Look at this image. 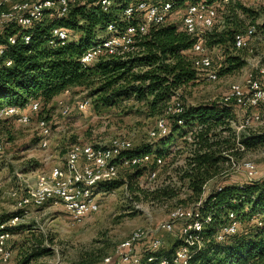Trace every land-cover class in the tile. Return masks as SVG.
Returning a JSON list of instances; mask_svg holds the SVG:
<instances>
[{
    "label": "trees",
    "instance_id": "1",
    "mask_svg": "<svg viewBox=\"0 0 264 264\" xmlns=\"http://www.w3.org/2000/svg\"><path fill=\"white\" fill-rule=\"evenodd\" d=\"M130 1L112 0L109 9L104 11L97 0H91L87 4L71 7L66 16L58 19L45 17L27 29L14 24L3 29L0 33V45L3 46L0 55V110L9 107L22 109L38 100L41 104L38 118H41L40 115L48 112L47 107L56 97L76 87L88 92L90 107L94 111L115 108L126 100L140 102L150 117L165 120L169 132L155 140L156 145L147 143L135 147L125 156L150 155L169 159L176 157L178 152L180 156V150H183V164L176 167L175 172L181 181H187V190L191 193L189 198L194 204L202 199L204 185L219 174L226 161L222 152L235 148L236 139L231 129V124L236 121L233 105L212 101L197 106H181V113L176 115L166 113L180 88L194 82L202 74L192 65L190 51L193 39L174 24L151 26L137 43V50L124 58L101 57L89 65L80 63L82 53L104 35L108 25L122 30L135 23L134 18L127 20L122 16ZM171 1L173 9L204 2L224 4L232 11H249L243 7L241 0L234 4V0L224 3L223 0ZM261 7L264 15V6ZM218 21L219 16L205 35L207 48L226 41L225 32H218L216 28ZM248 25L227 35L233 50L234 35ZM55 27L71 30L76 36L75 40L63 46L54 45L51 43V30ZM24 35L29 36V41L25 42ZM12 36L15 38L13 44L8 42ZM7 60L10 65L5 64ZM227 61L226 73L243 65L236 58ZM8 121L3 123L1 129ZM238 143L245 152L264 148V132L241 135ZM182 145L185 148L181 149ZM141 175L142 170L135 169L134 178ZM121 185L123 183L118 180L104 188L116 189ZM140 192L143 199L149 202L172 200L178 194L168 186ZM201 211L211 217L204 230V235L210 241L192 255L189 264H264V179L254 183H224L216 187L202 201ZM229 214H233L241 225L246 222L247 227L224 242L215 243L212 237L226 225ZM14 218L22 219L23 213L16 211L0 216V235L13 236L23 231L22 225H10ZM254 220L261 226L252 224ZM178 244L175 241L165 256L170 257ZM46 253L48 251L37 250L26 256L22 263L29 264L33 258ZM160 256L156 254V257Z\"/></svg>",
    "mask_w": 264,
    "mask_h": 264
},
{
    "label": "rangeland",
    "instance_id": "2",
    "mask_svg": "<svg viewBox=\"0 0 264 264\" xmlns=\"http://www.w3.org/2000/svg\"><path fill=\"white\" fill-rule=\"evenodd\" d=\"M235 2L237 0L232 1L233 4ZM242 5L249 11H232L224 4L217 5L219 21L216 28L218 32H225L223 35L226 40L221 45L208 48L212 69L217 78L213 81L207 80L201 74L194 82L182 86L174 98L180 105L186 107L212 101L221 102L232 84L245 88L250 74L259 77L257 68L264 64V15L260 11L262 7H254L244 2ZM180 16V9L173 11L166 24H174L181 29ZM248 24L257 26L255 35L248 40L245 49L233 50L227 41V35L230 31L239 30ZM229 58L240 60L242 67L226 73L224 69L228 66ZM87 93L81 87L70 89L68 100L73 111L69 117L59 115L54 101L47 107L48 112L40 115L41 118L45 116L49 119L52 130L46 150L39 146L41 137L36 127L35 115L31 116L28 126L18 124L16 119H10L1 129L0 141L4 148L0 156V216L15 213L17 201L12 194L18 191L22 195L19 190L24 188V181L35 173L56 165L73 144L94 141L105 144L111 139L123 138L131 143L132 148L147 143L156 145L155 140L149 139L148 133L156 127L157 118L150 117L140 102L126 100L112 109L94 111L90 107L86 112L79 113L74 109L76 102L88 99ZM233 110L236 117L231 128L233 137L244 117L258 115L264 119L262 108L239 109L233 106ZM259 132H264V125L254 124L243 135ZM236 149L224 151L236 158V164L251 161L258 168H264V148L250 152ZM178 153L176 157L163 159L164 167L160 169L157 184L160 189L166 186L174 188L178 193L175 199L157 202L143 199L140 191H145L148 187L149 168H139L142 175L136 179L135 169H132L122 176L123 185L106 190L99 203V211L79 224H72L59 206L45 205L39 209H31L27 217L17 222L24 227L23 231L14 234L6 244L11 254L10 259L7 262L0 260V264H23L24 258L37 250L48 253L33 258L29 264H104V259L113 255L132 231L159 228L176 206L192 205L187 181H181L175 172V168L183 164L184 151L180 150V156ZM235 168L229 169L224 162L219 174L209 181L206 192L224 183L244 181L243 174ZM245 224L241 229H246ZM177 231L176 227L173 234L154 233L155 238L162 242L163 251L172 248L178 236Z\"/></svg>",
    "mask_w": 264,
    "mask_h": 264
},
{
    "label": "built area",
    "instance_id": "3",
    "mask_svg": "<svg viewBox=\"0 0 264 264\" xmlns=\"http://www.w3.org/2000/svg\"><path fill=\"white\" fill-rule=\"evenodd\" d=\"M91 0H0V33L8 25L14 24L22 28H30L36 22L47 18H61L67 15L70 8L75 5H84ZM227 0H223L226 2ZM254 7L264 6V0H241ZM102 10L106 11L111 6L112 0H97ZM198 2L185 4L173 9L171 0H132L126 5L122 16L129 20L135 19L134 24L127 25L118 30L114 25H108L103 36L92 46L87 48L80 56V63L89 65L101 57L124 58L137 50V43L145 36L151 26L166 23L167 18L175 10H181V29L193 39L191 54L192 65L201 71L207 80L217 78L212 69V58L205 45V35L217 22V5ZM256 33L255 25H248L242 32L236 33L233 38L234 50H243L248 46V40ZM51 43L65 45L70 40H75L74 32L64 27H55L51 30ZM25 42L29 36L24 35ZM8 42L15 43V38L9 37ZM3 46L0 45V55ZM10 65V61L5 62ZM259 77L252 74L248 76L247 85L244 87L232 84L228 94L223 98L225 104H232L239 109H264V64L257 68ZM70 90H65L54 99L55 107L62 117L71 115L72 106L68 100ZM175 98V97H174ZM171 101L167 114L181 113L182 105L177 100ZM79 113L90 109L89 99L76 102L74 108ZM41 107L38 100L30 102L25 108L9 107L0 110V129L3 123L10 119L22 126L31 123V116L37 117L36 127L41 137L39 146L46 150L52 130L47 118H38ZM181 125L182 123L179 122ZM257 125H264V119L258 115L244 117L242 125L236 128L235 148L242 150L238 143L244 131ZM233 123L231 124L232 128ZM168 127L164 119L156 121V127L148 133L150 140L160 139L168 134ZM3 143L0 141V156L3 153ZM131 143L123 138H114L107 143L89 142L76 143L68 148L62 159L54 166L35 173L24 181V188L12 194L16 199L15 210L27 217L31 209H39L45 205L59 206L69 217L72 224H79L86 218L99 211L100 201L105 195V186L112 182L122 180V176L132 169L149 168L146 190L153 191L160 188L158 174L164 167V160L150 155L127 158L125 153L132 150ZM228 152V151H227ZM230 152V151H229ZM226 158L229 169L235 168L243 174L244 182L254 183L264 179V168H258L251 161L236 164V158L229 153L222 152ZM234 170V171H235ZM209 182L203 187L202 199L191 206H176L168 215L167 221L159 228L136 229L117 247L113 255L104 259V264H189L193 254L200 251L210 240L204 235L205 227L210 223V215L201 211L202 201L212 191L206 192ZM20 220L14 218L10 225H17ZM261 226L256 220L252 222ZM177 227L178 246L170 257H166L162 242L155 238L156 234H173ZM242 228L241 223L233 214L228 215L226 225L221 227L212 237L215 243H222L228 237L237 234ZM154 230V231H153ZM156 233V234H154ZM154 235V236H153ZM13 236L0 235V260L7 262L11 254L6 244ZM161 254L156 257V254Z\"/></svg>",
    "mask_w": 264,
    "mask_h": 264
}]
</instances>
